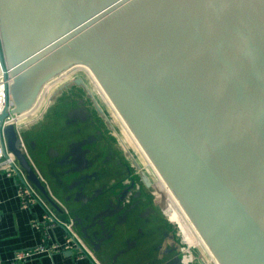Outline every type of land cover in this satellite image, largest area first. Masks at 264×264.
I'll return each instance as SVG.
<instances>
[{
	"label": "water",
	"instance_id": "water-1",
	"mask_svg": "<svg viewBox=\"0 0 264 264\" xmlns=\"http://www.w3.org/2000/svg\"><path fill=\"white\" fill-rule=\"evenodd\" d=\"M0 34L13 113L88 66L219 264H264V0H0Z\"/></svg>",
	"mask_w": 264,
	"mask_h": 264
},
{
	"label": "flooded vegetation",
	"instance_id": "flooded-vegetation-1",
	"mask_svg": "<svg viewBox=\"0 0 264 264\" xmlns=\"http://www.w3.org/2000/svg\"><path fill=\"white\" fill-rule=\"evenodd\" d=\"M62 84L68 88L61 93L52 89V97H43L22 124L28 154L47 155L54 163L52 179L63 192L75 228L92 249L110 251L109 264L130 253L143 254L136 261L145 264H175L182 258L181 240L166 231L167 222L143 176L146 171L153 183L146 165L130 151L100 99L98 103L84 85L82 90L71 87L80 82ZM61 122L65 128L59 127ZM192 242L205 257L200 240Z\"/></svg>",
	"mask_w": 264,
	"mask_h": 264
},
{
	"label": "crops",
	"instance_id": "crops-1",
	"mask_svg": "<svg viewBox=\"0 0 264 264\" xmlns=\"http://www.w3.org/2000/svg\"><path fill=\"white\" fill-rule=\"evenodd\" d=\"M36 158V157H35ZM40 165L41 173L47 184L53 192H55L62 200H64L63 192L58 184L52 179V170H54L52 161L47 155L37 158ZM71 206H77L75 202L70 201ZM69 205V204H68ZM70 206V205H69ZM70 216L71 213L69 214ZM45 216L44 208L41 204L28 208L24 207L17 194V182L15 178L5 175L0 170V264H22L10 263V259L14 253L23 248H31L41 243V229L35 225V220H42ZM78 231L77 229H75ZM52 239L61 241L64 246L68 245L60 251L52 254L43 253L23 264H109L108 258L111 257L109 250L99 251L92 249L88 243L79 235L82 244L87 248L88 252H84L76 241L68 244L70 235H67L65 228L61 225L51 226L48 229ZM79 233V232H78ZM80 234V233H79ZM183 240L181 241V244ZM147 251V249H146ZM185 253L182 250V256ZM146 254V253H145ZM129 257H120L116 264H145L144 261H136L143 258L141 253H130ZM147 256V254H146ZM150 262L149 257L146 263ZM190 264H203L200 260H193Z\"/></svg>",
	"mask_w": 264,
	"mask_h": 264
},
{
	"label": "built area",
	"instance_id": "built-area-1",
	"mask_svg": "<svg viewBox=\"0 0 264 264\" xmlns=\"http://www.w3.org/2000/svg\"><path fill=\"white\" fill-rule=\"evenodd\" d=\"M1 44H2V36L0 34V114L4 112V110L8 111V115L5 117L3 122V128L7 125L13 123L15 124L17 130L21 134L20 120L29 114L30 111L22 112V113H13V102L10 93V86L13 82V76L11 74L10 68L3 62L1 58ZM63 75H59L49 82L45 84L39 98L34 105L36 108L41 103L42 98L49 90L50 87H54L61 81ZM63 79V78H62ZM24 113H27L24 115ZM26 149V148H25ZM27 156L31 163L33 164L35 170L37 171L41 180L45 183L47 189V195L44 194L29 178L26 169L21 165L17 157L8 149L6 137L3 134L0 136V170L5 173V175L9 177L15 178L17 182V194L21 200V203L24 207L31 208L36 204H41L44 208L45 216L42 220L36 219L35 225L41 229L42 239L41 243L35 247L31 248H23L19 249L14 253V256L10 259V263H24L32 258L41 255L43 253L52 254L53 252L60 251L65 247H69L68 245L64 246V244L57 240L52 239L48 229L51 226L61 225L65 228L67 235H70V239H68V244L72 243L73 240L82 246V250L86 253L87 248L82 244L81 239L79 237L78 231L75 229V223L72 216H70V211L68 206L52 191L50 186L47 184L44 176L36 166L33 158L28 154L26 149ZM149 160V159H148ZM147 161V160H146ZM147 165L150 168H154V166L147 161ZM165 188V187H164ZM170 194V193H169ZM188 234V233H187ZM186 233L184 236H181L183 240L184 246L182 250L185 251L183 253V257L185 261L190 264L193 260L197 258H201L204 260V256L198 253H194L190 247H187L188 235ZM202 244V243H201ZM79 245V244H78ZM203 245V244H202ZM204 246V245H203ZM207 248V247H206ZM208 254L210 251L206 249ZM197 254V255H196ZM211 255V254H210ZM1 260V259H0Z\"/></svg>",
	"mask_w": 264,
	"mask_h": 264
},
{
	"label": "rangeland",
	"instance_id": "rangeland-1",
	"mask_svg": "<svg viewBox=\"0 0 264 264\" xmlns=\"http://www.w3.org/2000/svg\"><path fill=\"white\" fill-rule=\"evenodd\" d=\"M62 78H61V81H59L56 86L49 88V90L46 92L44 97L48 96V94H49V96L51 98L52 97L51 92L54 89L56 90L57 93H61L62 90H64V88L66 87L62 84L63 82L65 83L66 81H69V82L74 84L76 82H79V79H81L80 84H75L71 87L78 88V89L82 90V88H83L82 86L84 85L86 87V89L94 95L95 100L98 103H100L99 102V99H100L103 107L106 108V111H107L106 114H110V118L114 119L119 133L124 136V138H125L124 140L126 141L127 145H129V147L131 149V150L130 149L129 150L132 151L135 155L139 156L142 165H146V169H147L148 173L151 175L150 176L151 181L153 182V183H149V185H151V187H152L151 193L153 194L154 199L158 202V204L156 203V206L158 207L160 214L165 218V220L167 222V230L166 231H172L176 235L177 239L181 240V241H182L181 236L182 235L184 236L185 233L186 234L187 233H193L194 237L192 240H199L194 228L192 227V225L190 224V222L188 221L186 216L183 214L184 212L177 205V203L174 200V198L172 197V195L169 194V191L167 190L166 186L162 183V181L160 180V178L158 177L156 172L147 165V161H148L147 157L142 152L141 148L137 145L133 136L131 135V133L129 132L127 127L124 125L122 120L120 122V119L118 118L119 114H117L118 112L116 111V109L114 108L113 104L110 102L108 97H106V95L104 94V91H102V88H100V86L96 82L93 75L84 66H77L73 69L71 68L70 70H68V72L66 74H64V76ZM66 88H68V87H66ZM50 103L51 102H49V104ZM65 126H66V124H64V122H61V126H59V127L65 128ZM71 132H72V130H71ZM65 133L67 134L68 131L66 130ZM129 150H127V151H129ZM31 157L33 158L38 169L42 170L40 165H38L39 162H38L37 158H35L33 155H31ZM143 173L147 174L146 171H143ZM46 180H47V178H46ZM47 182H48V180H47ZM162 229L165 230V228H162ZM179 234H181V236ZM153 237L154 236H152V238ZM189 240L190 241L187 240V243H186L187 247L188 248L190 247V249L193 250L194 253H197L194 249L195 243L192 242L191 239H189ZM201 243L203 244L202 241H200V244ZM202 244H201V246H202L204 254H205L204 260L201 258H197L196 260H200L201 262H203V264H216V262H215L216 260L214 259L215 260L214 261L212 259L213 257H212V255H210L211 253L208 254L207 252H205L207 248L205 247L204 244H203L204 246ZM183 246H184V244L182 243L181 247H183ZM209 255L212 258H210Z\"/></svg>",
	"mask_w": 264,
	"mask_h": 264
},
{
	"label": "bare ground",
	"instance_id": "bare-ground-1",
	"mask_svg": "<svg viewBox=\"0 0 264 264\" xmlns=\"http://www.w3.org/2000/svg\"><path fill=\"white\" fill-rule=\"evenodd\" d=\"M77 66H84L95 78V80L97 81L98 85L102 88V91H104L105 95L108 97V99L110 100V102L112 103L111 99L109 98V96L107 95V93L105 92L104 88L102 87V85L100 84V82L98 81L97 77L95 76V74L92 72V70L86 66V65H77ZM75 66V67H77ZM73 67V68H75ZM72 68V69H73ZM68 70L66 72H64L63 74L67 73ZM62 74V75H63ZM113 104V103H112ZM114 106V104H113ZM35 107V106H34ZM33 107V108H34ZM114 108L116 109V111L118 112L119 116L121 117L124 125L127 127V129L129 130V132L131 133V135L133 136L135 142L137 143V145L141 148L142 152L145 154V156L147 157V159H149L148 161L154 166L153 162L151 161V159L149 158V156L147 155V153L145 152V150L143 149L142 145L139 143V141L137 140V138L135 137V135L133 134V132L131 131V129L129 128V126L127 125L126 121L122 118V116L120 115L119 111L117 110V108L114 106ZM31 112H29L28 115H26L27 113H24V116L21 120H20V125L22 126V124L24 123V121H26V119L29 117ZM153 170L156 172V174L158 175V177L160 178V180L162 181V183L166 186L167 190L169 191V193L172 195V197L174 198V200L176 201L177 205L180 207V209L184 212L183 214L186 216V218L188 219V221L190 222V224L192 225V227L194 228L198 239L200 241L203 242V244L205 245V247H207V249L210 251L211 255H212V259L216 262V264H219V262L217 261V259L215 258L214 254L211 252V250L209 249L207 243L205 242V240L203 239V237L201 236L200 232L198 231V229L196 228V226L194 225V223L191 221V219L189 218L188 214L186 213V211L184 210V208L182 207L181 203L179 202L178 198L174 195L173 191L169 188V186L167 185V183L165 182V180L163 179V177L161 176V174L159 173V171L157 170V168L154 166ZM159 180V181H160Z\"/></svg>",
	"mask_w": 264,
	"mask_h": 264
}]
</instances>
